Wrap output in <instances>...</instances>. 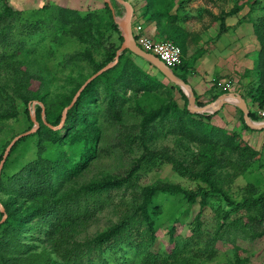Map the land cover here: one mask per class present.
Returning <instances> with one entry per match:
<instances>
[{
    "label": "trees",
    "instance_id": "trees-1",
    "mask_svg": "<svg viewBox=\"0 0 264 264\" xmlns=\"http://www.w3.org/2000/svg\"><path fill=\"white\" fill-rule=\"evenodd\" d=\"M144 1L146 3L143 6V16L158 23L164 40L175 41L183 49V61L174 71L179 75L183 72H194L198 56L186 58L185 53L188 46L198 40V34L189 31L185 26L187 17L182 9L187 0ZM5 6L11 7L8 0H5ZM56 6L62 29L71 37L86 43L82 50L68 54L70 61H89L94 67L93 75L115 60L123 36L108 3L101 10L87 11ZM240 8L234 6L231 10L224 11L223 15L215 16L216 20H220L219 35L226 29L225 19L237 14ZM2 20L0 15V28L4 26ZM254 27L261 44L260 66L256 72H245H253L255 75L250 78L243 92L245 98L252 99L251 105L264 108V15L257 18ZM95 50L101 53V59L96 58ZM134 56L137 57L127 49L120 55L116 65L90 82L68 110L61 127L55 128L46 123L42 116L43 107H38L37 119L40 127L13 146L0 179V192L7 196L6 199L0 197L7 212V218L0 225V264H181L195 263L194 256L207 255L213 258L218 253L217 244L221 235L206 234L203 229L202 210L208 204V196L219 191L215 187V175L221 163L222 167L231 163L234 173L242 171L238 168V161L229 155L223 156V153L247 155L252 159L260 158L261 154L247 144L239 132L213 124L212 113L189 111L188 97L179 85L171 84V87L178 88L184 105H180L178 99L172 96L168 103L158 108L146 111L141 109L143 119L136 125V129L133 126L125 127L117 136L121 145L129 143L131 149L141 153L125 174L105 176L100 181H93L78 190L62 193L66 182L80 174L98 156L104 126L113 125L123 118L120 107L127 102L128 91H151L160 86H168L141 66ZM10 65L16 71L21 68L17 62ZM160 73L165 77L161 71ZM183 75L181 76L188 81V77ZM33 79L39 80L40 87L31 91ZM20 80L23 86V81L30 85L28 94L24 90L21 98L27 105L34 100L43 102L46 120L53 126L61 124L65 108L86 81L84 79L76 82L75 89L70 93L49 99L41 89L45 86L43 76L24 71ZM225 92L229 91H220L214 98ZM197 102L200 105L207 103L198 94ZM27 112L31 124L34 125L31 109L27 108ZM241 112L243 113L242 110ZM18 115L19 109L13 105L2 114L4 117ZM250 115L254 120L262 119L252 106ZM246 126L250 128L248 124ZM156 130L198 143L201 149L194 157L193 165H185L171 154L168 146L152 148L149 140ZM31 140L36 143L35 157L19 168H16V164L11 165V156L18 151L20 144ZM4 153L3 151L2 156ZM159 159L174 162L176 170L198 179L199 185L186 189L180 184L161 181L144 187L140 192L141 199L135 204L126 203L127 207L124 208V201L121 203L117 223L95 236H79V230L90 223L107 199L106 196L111 194V190L134 186L138 170ZM255 187L254 184L251 185L250 196L238 202L223 192L229 206L248 208L250 211L241 228L247 232L253 231V240L264 236V226L261 225L264 221V194L256 196ZM160 192L183 194L189 202L199 201L201 204L200 212L190 223L191 235L184 239L177 238L175 228L171 229L174 246L170 252L155 246L158 236L156 219L151 208ZM95 196L98 198L93 199ZM257 223L262 227H257ZM188 251L192 252L193 258L188 256Z\"/></svg>",
    "mask_w": 264,
    "mask_h": 264
},
{
    "label": "rangeland",
    "instance_id": "rangeland-1",
    "mask_svg": "<svg viewBox=\"0 0 264 264\" xmlns=\"http://www.w3.org/2000/svg\"><path fill=\"white\" fill-rule=\"evenodd\" d=\"M130 1L136 10L135 17L138 13L143 14V6L146 1ZM8 2L10 8L5 6V0H0V15L3 17L4 23V26L0 28V163L3 158L2 152H5L12 139L27 131L29 126H32L31 128L35 126V124H31L27 108L31 109V115L35 114L37 117L38 107L44 104L39 100H34L32 104L27 105L21 98L24 90L28 94L30 86L27 85V81H23L25 84L22 85L20 79H22L24 71L43 76L45 86L41 89L49 99L56 98L63 93H70L75 89L76 82L86 80L94 71L92 64L85 59L69 60L68 54L82 50L86 43L76 37H71L62 29L57 16L56 5L58 4L45 0L44 2H47L48 5L45 3L40 7L36 6L39 3L29 5V3H18L15 0H8ZM58 2H62L68 7L82 8L83 11L101 10L105 5L104 0H58ZM111 2L115 7L114 15L119 18L123 17L126 7L117 0H111ZM234 6L241 7L236 14L240 16L239 21L254 24L260 15H264V0H187L182 11L187 17L186 23L194 20V11L203 12V16L204 14L209 15V18L215 22L217 21L216 15H223L227 8L231 10ZM215 10L217 14L214 12ZM193 55L190 56L188 47L185 57L192 58ZM95 56L97 59H101V53L96 50ZM134 57L141 66L168 86H160L151 91H128L127 102L120 107L123 118L113 125L104 126L98 156L92 159L90 165L80 174L66 182L62 193L78 190L93 181H100L105 176L125 174L130 169L141 153L131 149L129 143L121 145L118 142L120 138L117 136L125 127L133 126L136 129V125L143 119L141 109L146 111L158 108L168 103L172 96L178 99L180 105H184V99L178 88L171 87V84H174L172 81L164 77L148 59L139 55ZM12 62H17L21 66L20 70L16 71L14 66L10 65ZM252 64L256 72L260 66L258 51L253 56ZM183 74L185 73L183 72L180 76ZM234 74L238 78L241 77L242 80L238 81L241 85L236 84L225 88L226 90L244 91L250 78L255 75L253 72L245 74L242 69L237 70ZM188 75L183 76L190 79ZM259 77L262 81V75ZM39 87V80L33 79L30 86L31 91ZM250 102L252 104V99ZM12 105L17 106L19 115L16 117L2 116L3 112L9 107L11 108ZM251 106L259 118H262L259 111L264 108H260L256 104ZM244 119V113L241 112L239 126H233V128L241 131L239 133L242 135V139L257 150L261 157L252 159L247 155L240 156L232 152L223 153V156L229 155L238 161V168L242 171L234 173L231 163L224 164L223 167L221 163V167H217L215 175V187L219 191L212 192L208 196V204L202 210L203 229L206 234L218 233L221 235L220 242L217 244L218 253L213 258H209L207 255L194 256L195 258H193L192 252L188 251V256L193 258L195 263L182 262L181 264H264V236L253 240L252 233L254 232L251 230L247 232L246 229L241 228L250 211L248 208L238 209L229 206L225 194H223V192L227 193L236 202L243 201L247 196H250L249 188L253 184L256 186V196L264 194V129L248 128ZM59 127L61 125L57 126V128ZM156 131L153 132L154 134L152 133L149 140L152 148L168 146L171 154H174L185 165H193L194 157L201 149L198 143L166 134L163 131ZM35 154V140L23 142L18 151L11 156L10 164H16V168H19L34 158ZM138 171L134 186L111 190V194L106 196L107 199L97 210L90 223L79 230L78 234L81 238L95 236L117 223L120 218L121 203L124 201V208L127 207L126 203L135 204L141 199L140 192L144 187L162 181L180 184L186 189H193L200 183L198 179L183 175L176 170L174 162H166L162 159L145 165ZM0 197L1 199L7 198L3 192H0ZM92 198L97 199L98 196ZM154 201L151 209L156 219L158 236L155 246L170 252L174 246V241L171 240V229L175 228L177 238L184 239L191 235L190 223L200 212L201 204L199 201L189 202L183 194L163 192H160ZM1 204L3 205L0 201V225L4 218ZM261 225L264 226V221ZM261 225L257 223V227L261 228Z\"/></svg>",
    "mask_w": 264,
    "mask_h": 264
},
{
    "label": "crops",
    "instance_id": "crops-1",
    "mask_svg": "<svg viewBox=\"0 0 264 264\" xmlns=\"http://www.w3.org/2000/svg\"><path fill=\"white\" fill-rule=\"evenodd\" d=\"M15 1L18 3H29V5L39 3L36 6L40 7L45 3L47 4V2H44L45 0ZM49 1L67 6L62 2H58V0ZM104 2L107 3L105 0ZM73 8L83 10L79 7ZM226 11H229L228 8ZM214 12L217 14L216 10ZM202 13L194 11V20L185 24L189 31L198 34V40L188 46L190 56L193 54L198 56L196 70L189 73L190 79L188 81L197 94L201 96V99L209 103L217 98H214L216 94L226 90L227 86L241 85L238 82L242 80L241 77L238 78L234 74L237 70L255 72L252 60L255 52L258 51L259 53L261 45L255 34L254 24L239 21V15L228 16L225 19L226 29L219 35L220 20L214 22L209 18V15L204 14L203 16ZM134 20L144 26L147 35L156 40H164L160 35L159 26L155 20H149L142 13H138L136 17L134 16ZM237 92L244 95L241 90ZM247 102L251 110L250 100L247 99ZM241 110L234 101H229L220 110L212 113V123L231 131L241 132L239 129L233 128V126H239Z\"/></svg>",
    "mask_w": 264,
    "mask_h": 264
},
{
    "label": "water",
    "instance_id": "water-1",
    "mask_svg": "<svg viewBox=\"0 0 264 264\" xmlns=\"http://www.w3.org/2000/svg\"><path fill=\"white\" fill-rule=\"evenodd\" d=\"M111 7L113 13L115 14V7L112 4L111 0H105ZM121 4H123L126 7L125 15L121 18L117 17L115 15V21L119 25L121 34L123 36V42L117 51V55L115 57V60L110 62L109 64L105 65L103 68L95 72L93 75H91L80 87V89L77 91L76 95L74 96L72 102L70 105H68L63 113L62 123L65 121L66 115L68 110L75 104L77 101L79 95L83 91V89L92 82L96 77H98L100 74L104 73L108 69L112 68L114 65H116L119 61L120 55L126 51L127 49L134 52L136 55H139L145 59H148L150 62H152L153 65H155L159 71H161L165 77H167L170 81H172L174 84L179 85L186 93L189 103H188V109L192 113H214L218 110H220L224 104L228 103L229 101H234L239 108L242 109L244 113V118L246 123L254 129H264V120L256 121L254 120L250 115V107L248 105L247 99L242 93H238L236 91H229L220 94L214 101H211L209 103H206L205 105H200L197 102V94L195 92V89L193 86L189 83V81L182 78L178 73H176L172 68L168 67L163 60H161L155 53L147 51L143 49L141 46H139L133 36V21L135 16V7L134 4L130 0H117ZM43 106V112L42 116L46 123H48L50 126L57 128V126L51 125L46 120V112H45V106ZM32 119L34 121L35 126L27 131H24L18 135H16L12 141L10 142L9 146L5 150V153L3 155L2 161L0 163V179L2 176V171L4 168V165L6 163V160L13 148V146L23 137L28 136L30 134H33L38 130L40 127V122L37 119L35 114H32ZM59 125V126H60ZM2 205V204H1ZM2 209L4 212V218L2 222L7 218V212L4 205H2Z\"/></svg>",
    "mask_w": 264,
    "mask_h": 264
},
{
    "label": "built area",
    "instance_id": "built-area-1",
    "mask_svg": "<svg viewBox=\"0 0 264 264\" xmlns=\"http://www.w3.org/2000/svg\"><path fill=\"white\" fill-rule=\"evenodd\" d=\"M132 30L136 43L143 49L155 53L168 67L174 70L182 63L184 52L182 47L175 41L153 39L147 35L141 23H134V21ZM226 88H229V86ZM259 113L264 120V109L260 110Z\"/></svg>",
    "mask_w": 264,
    "mask_h": 264
}]
</instances>
